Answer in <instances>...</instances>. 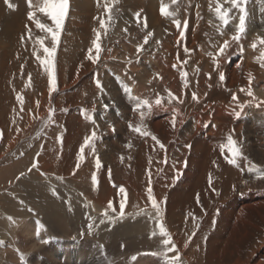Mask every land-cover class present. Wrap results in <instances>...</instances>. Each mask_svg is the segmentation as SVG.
I'll return each mask as SVG.
<instances>
[{
	"label": "rangeland",
	"instance_id": "374dc122",
	"mask_svg": "<svg viewBox=\"0 0 264 264\" xmlns=\"http://www.w3.org/2000/svg\"><path fill=\"white\" fill-rule=\"evenodd\" d=\"M20 1L8 0L6 3L5 0H0V36L3 35L1 37L5 47H0V54L2 55L3 50L6 52L5 55H0V102L4 103L2 108L0 107V242L5 239L7 241L5 244L0 243V264H176L175 259L171 258L172 255H169L170 247L173 249V246L163 243L167 236L160 233L157 217L139 218L140 223H149L143 230L121 234L113 229L128 223L126 219L118 218L114 223L111 219L139 208L140 203L134 192L140 191L141 184L146 185L138 177L143 174L142 168H134L136 158L133 159L130 155L135 149H128L126 153L124 146L129 139L125 136L126 130H135L133 125L128 126L130 109L134 102L142 104L145 99L149 104L151 95L159 96L166 103L173 99L179 100L177 103H180L184 99L180 91L186 85L184 78L188 77L192 84V93L197 97L198 89L205 86L204 76H216L219 62L225 66H232L236 62L239 71L248 70L247 93H251L247 94L250 100L248 103L255 106L253 109H249V106L243 112L246 126L264 123V111H259L256 105L258 102L264 103V37L259 34L260 30H264V18H261L264 17V0H247L242 5L248 19L246 18L245 22L246 32L240 33L238 39L234 37L237 36L239 25V8L234 7L230 0H70V10L62 26L57 47L61 48L63 45L64 57L67 55V61L63 60L64 77L69 80L70 76L80 74L78 83L73 87L76 90V102L70 107L76 108L75 117L71 119L72 124L77 125V134L72 142L75 147L71 148L76 149V152L68 151L69 146H64V125L68 122H56L53 125L55 128L47 125L54 110L52 103L47 108L38 105L31 114L20 112L18 118L22 125L18 122L20 129L14 125L12 118L15 116L9 105L15 106L17 91L19 94L24 89L28 100L30 91L41 84L40 78L45 80L47 76L46 66L41 63L42 55L37 54L38 52L34 55V65L41 64V73H27L18 79L17 76L21 75L14 76L16 64L13 59L17 35L21 39L19 34L28 32H24L25 27L28 30L33 29V36L38 38V41L48 42L47 47L51 48L50 33L38 28L37 23L53 27L50 18L38 9L44 0H32L31 4L24 0L27 5L19 14ZM8 4L13 7L9 8ZM217 4L222 10H227V25L219 19L215 11ZM164 5L167 6L166 14L160 12L161 6ZM30 11L34 14L31 19L27 17ZM258 18H261L260 21ZM100 20L105 21L103 27ZM93 41L99 43V53L96 52ZM176 42L181 48L177 52L174 48ZM90 56L96 57L95 62L89 59ZM98 81L100 87L97 86ZM50 87L56 90V79L54 84L46 85V88ZM70 97H73V94ZM86 105L89 107L85 108ZM147 107L149 108V105ZM116 113L122 118L119 131L108 136L102 146H95V140H88V143L84 144L86 136L84 132L79 131L80 123L87 127L96 118L106 121L112 119ZM8 121L11 123L8 124ZM27 123L29 126L24 130L22 126ZM6 124L11 127V133L7 137L3 134L4 127L8 126ZM8 142L12 144L7 145ZM81 145H84L83 150ZM150 159L152 164H157L158 159ZM117 164L123 167L124 171L119 168L121 171L116 172L112 168L115 166L118 171ZM44 166L49 167L44 170ZM185 166L186 164L180 168L181 174ZM71 167L76 185L64 179ZM138 169L141 173H138ZM37 173L59 178L55 179L58 186L51 190L52 194L35 183ZM174 181H170L165 188L171 189ZM107 182L111 184L108 183L107 186ZM99 183H105L110 190L111 207L106 209L109 216L104 218V213H97L95 219L89 220L88 212L79 206L81 215L76 217V201L73 197L75 188L78 186L80 189H88L91 194L97 196L96 186ZM121 188L124 189L123 192L120 191ZM121 201L125 205L123 211L120 208ZM30 215L39 216V220H42V227L34 228L36 231L28 224ZM181 216L184 222L192 219L189 212L181 213Z\"/></svg>",
	"mask_w": 264,
	"mask_h": 264
},
{
	"label": "bare ground",
	"instance_id": "6f19581e",
	"mask_svg": "<svg viewBox=\"0 0 264 264\" xmlns=\"http://www.w3.org/2000/svg\"><path fill=\"white\" fill-rule=\"evenodd\" d=\"M27 3L31 4L29 0H27ZM26 5L24 0L19 2V14ZM206 11L205 9V12ZM253 13H255V11ZM20 18H22V16H20ZM260 19L258 18L259 21ZM26 23L27 22H25V24ZM25 28L24 32L28 31L25 34L18 32L22 38L20 39L17 35L19 39L17 38L18 41L16 40V49L13 45L15 49H13L15 51V59L13 60L16 65L15 75L13 73L12 76L21 75L17 76V79L25 76L27 73H39L41 64L34 65V55L38 52L37 54L42 55L44 59L46 54L43 48L48 46V42L38 41V38L34 37L35 34L32 31L33 29L28 30ZM250 32L247 31V33ZM259 32V34L264 37V30L262 29ZM1 36L3 37V35ZM2 37L0 39V45L2 46L0 47L3 49L5 47H3L4 40ZM6 41L8 42V40ZM50 41L51 40H49V42ZM9 44L11 45L12 42ZM176 44L177 45L174 46L175 52L181 50L178 45L179 43L176 42ZM60 47L61 48L57 47L54 59L55 67L53 68V75L57 80L56 90L52 89L50 91V88H46L47 84L50 85L47 71L45 80L40 78L41 84L36 89L31 88L32 90L27 96L28 100L25 97L26 93L24 89L21 90L19 94L17 91V96L14 101L15 106L9 105V107H11V112L13 116H15V118H12L15 121L14 125L16 124L17 128L20 129L21 126L19 123L22 125V121L19 122L18 118L20 112L26 111L31 114L35 112L38 105H43L47 108L52 103V109L54 110L47 125H50L51 128H55L53 125L56 124V122H68L67 125H64V146L67 148L66 145H68L70 149H68V151L73 150V152H76V149H71L74 146L72 142L77 134L75 132L77 125H73L71 122V119L75 117L76 108L70 107L74 106L76 102L74 97L76 90H74L73 87L76 82L78 83L80 74L77 73V75L70 76L69 80L64 77L65 71L63 72V62L65 60L67 61L65 58L67 55L64 57L65 50L62 49L63 45ZM4 53L6 52L3 50L2 55H5ZM217 66L216 76H204L205 78L203 81L205 86H201V88L198 89L199 96L197 97L192 93V84L188 77L184 78L186 85L183 86L180 91L184 99H182L180 103H177L179 100L176 99L166 103L156 95H151L149 98L150 103L148 105H151V109L144 103H133L134 105L130 109V115L132 117H129L130 123L128 126L133 125L135 130L134 132L130 131V129L126 130L125 136L129 139L126 140L124 146L125 150H127V152L125 151L126 153H128V149H135L134 153H132V151L130 152L133 159L136 158L134 161V168L141 167L143 174L140 169H138V173H141L140 175H138L137 170H135V173L140 177L142 183L146 185L142 186L143 184H141L140 191H133L135 198L140 203L139 208L124 213L123 215L119 214L117 217L110 219L113 223L118 218L126 219L128 223L116 227L114 226L115 228L113 229L114 232L127 234L128 232L145 229L149 223L142 224L139 222V218L152 219L157 217V208H159L160 215L159 218H157L159 219V223L165 228L168 234L167 239L173 246V249L170 247L171 252H169V255H172L171 258L175 259L174 261L176 264H264V123L246 126L247 124L243 119V112L248 109L249 106V109L255 107L252 103H248L250 101L247 96V94H249L247 93L249 88L247 84V78H249L248 70L243 69L239 71V68H236V62L232 66L221 65L219 62ZM180 68H182L181 63ZM229 92L232 95H230ZM71 94H73V97H70ZM233 96L237 97L235 99L239 100L233 99ZM208 98L211 99L208 100ZM157 99L161 101L160 105H156L155 101ZM3 105L4 103L0 102V107ZM256 105H258L257 109L259 111H264L263 102H258ZM86 107H89V105H86L85 108ZM236 113H240V115L237 116ZM103 116L101 115V117ZM10 123L11 122L8 124ZM120 123H122V118L116 113L112 119H106V121L96 118L87 127H84V125L80 123L79 125L81 126L79 131L80 133L84 132L88 140H95V146L99 147L105 143L104 140L108 136L120 130ZM28 126L29 124L27 123L23 125L22 128L26 130ZM9 128H11L10 125L4 127L3 134L6 137L11 133ZM15 130L16 128L14 131ZM130 137L133 139H130ZM154 137L155 139H153ZM229 137L235 141L236 146L240 149V155L235 157V164H230L228 162L233 159L227 147ZM11 144L12 142L7 143V145ZM161 144L164 145L163 148L160 147ZM221 145L225 146L223 150H221ZM256 146L258 148H256ZM126 153H124V155ZM59 154H61V152ZM151 157L158 159L157 164L151 163ZM184 164H186V166L181 174L180 168L183 167ZM117 165L119 166L118 171L115 169V166L112 167L116 172L121 170L124 171L123 167H120L119 164ZM46 167L49 166H44V170L47 169ZM119 168L121 170H119ZM129 169L130 167L126 171ZM68 170L70 172L64 175V179H68L72 185H76V178L72 173L73 168L71 167ZM132 170L134 171L133 168ZM57 171L61 172L60 169H57ZM78 173L80 174L81 172ZM41 174L37 173L35 183L41 185L44 191L52 194L53 192L51 190L58 186L56 180H59V178L54 175ZM175 179H178V181ZM61 181H63V179H61ZM170 181L174 182L172 188L168 190V188L166 189L165 187ZM109 182H107V186L111 184ZM104 184L99 183V185L96 186L98 192L97 196H94V193L91 194L88 189H80V187L75 186L76 192L73 197L74 201H76V206H74L76 208L74 212L76 217L81 215L78 208L79 206L84 208V211L88 212L89 220H92L97 213H104V218L109 216L106 209L112 198L110 197V190ZM149 188L151 189V199H149ZM111 192L113 193V191ZM134 196H132L133 199ZM54 200L56 201L57 199ZM153 200L156 202L157 208L152 206ZM186 212L192 214V219L190 218L189 222H184L181 216V213ZM38 217L31 215L28 217V224L33 226V229L42 226L40 225L42 220L40 221V217ZM178 231L180 233H178ZM5 240H2L4 244L7 242Z\"/></svg>",
	"mask_w": 264,
	"mask_h": 264
},
{
	"label": "snow or ice",
	"instance_id": "6c2138e0",
	"mask_svg": "<svg viewBox=\"0 0 264 264\" xmlns=\"http://www.w3.org/2000/svg\"><path fill=\"white\" fill-rule=\"evenodd\" d=\"M6 3H8V0H5ZM29 2H31V0H29ZM247 2V0H230V3L234 6V7H238L239 8V25L237 28V36L234 37V39H238L240 33H243L245 31V22H246V10L245 8L242 6L243 4H245ZM8 7L11 8L13 7V5L8 4ZM166 8L167 6H161L160 8V12L161 13H165L166 14ZM70 10V0H44L43 4L39 7V11L41 13H44L45 15H47L50 20L52 21L53 27L49 28L44 24H40L37 23V27L50 33L51 35V40H52V47L48 48V47H44L43 51L46 54L45 58L41 61L42 64H44L46 66V69L48 71V76H49V84L52 85L55 83V78L53 75V68H54V59H55V54L57 51V45L59 42V38L61 35V31H62V26L66 20L67 14ZM106 11H108V9H105ZM216 13L219 15V19L225 24H228V19H227V10H222L220 5L217 4L216 9H215ZM33 12H28V17L31 19L33 18ZM100 24L103 27L105 24L104 20H100ZM183 35V34H182ZM96 40H99V34H97ZM93 43L95 44V50L97 53H99L100 51V45L99 43H97L96 41H93ZM225 44H227V42H225ZM139 51V48H138ZM221 51H223V48L221 49ZM89 59L93 60V62H95L96 57H89ZM97 86L100 87V83L99 81L97 82ZM50 91L52 90L51 87L49 89ZM251 94V93H249ZM236 97L233 96V99H235ZM143 103L145 105H148V101L145 100L143 101ZM156 105H160L161 101L159 99H157L155 101ZM149 109H151V105H149ZM237 116L240 115V113H236ZM155 139V137L153 138ZM88 143V139L86 138L84 141V144ZM84 145H81V150H83ZM161 148L164 147L163 144L160 145ZM225 146L221 145V150H223ZM227 147L229 152L232 154L233 159L229 160L228 162L230 164H235L236 163V156L240 155V149L236 146L235 141L229 137L228 138V143H227ZM99 163V162H97ZM93 179H95V177H93ZM121 192L124 191L123 188L120 189ZM149 199H151V189L149 188ZM124 202L121 201L120 203V208L123 211L124 209ZM152 206L154 208H157L156 206V202L153 200L152 201ZM109 207H111V202L109 203ZM159 208H157V217L159 218ZM157 226L159 227V231L162 235L167 236V232L165 230V228L163 227L162 224L159 223V219L157 220ZM42 227V226H41ZM91 227V226H89ZM2 243V242H0ZM163 243L165 245L169 244V240L165 239L163 241Z\"/></svg>",
	"mask_w": 264,
	"mask_h": 264
}]
</instances>
